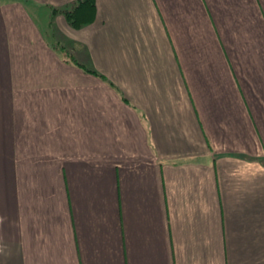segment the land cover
I'll list each match as a JSON object with an SVG mask.
<instances>
[{"label":"crops","instance_id":"obj_1","mask_svg":"<svg viewBox=\"0 0 264 264\" xmlns=\"http://www.w3.org/2000/svg\"><path fill=\"white\" fill-rule=\"evenodd\" d=\"M78 1L0 0V264H264V0Z\"/></svg>","mask_w":264,"mask_h":264},{"label":"trees","instance_id":"obj_2","mask_svg":"<svg viewBox=\"0 0 264 264\" xmlns=\"http://www.w3.org/2000/svg\"><path fill=\"white\" fill-rule=\"evenodd\" d=\"M87 7H94V0H79L73 7L67 8V9H60L55 11H60L63 13L66 17V19L69 21V23L74 27H80L83 23L84 17L83 13L85 12V9ZM87 21V20H86ZM79 65V64H78ZM92 73L101 76L96 71H91Z\"/></svg>","mask_w":264,"mask_h":264},{"label":"rangeland","instance_id":"obj_3","mask_svg":"<svg viewBox=\"0 0 264 264\" xmlns=\"http://www.w3.org/2000/svg\"><path fill=\"white\" fill-rule=\"evenodd\" d=\"M262 210H263V213H264V202L262 204ZM263 235H264V219H263Z\"/></svg>","mask_w":264,"mask_h":264}]
</instances>
